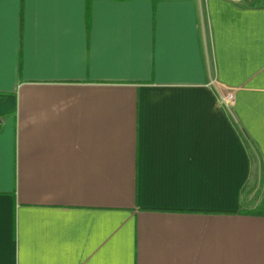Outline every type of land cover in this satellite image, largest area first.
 Instances as JSON below:
<instances>
[{"label":"crops","instance_id":"crops-1","mask_svg":"<svg viewBox=\"0 0 264 264\" xmlns=\"http://www.w3.org/2000/svg\"><path fill=\"white\" fill-rule=\"evenodd\" d=\"M263 178L264 0H0V264H264Z\"/></svg>","mask_w":264,"mask_h":264},{"label":"rangeland","instance_id":"rangeland-1","mask_svg":"<svg viewBox=\"0 0 264 264\" xmlns=\"http://www.w3.org/2000/svg\"><path fill=\"white\" fill-rule=\"evenodd\" d=\"M264 179V178H263ZM256 194H257V198H255L257 201L254 202L253 207V211H258L260 210V206H261V200H264V180L263 182H260L258 184V186H256ZM246 211H249V205L246 206Z\"/></svg>","mask_w":264,"mask_h":264},{"label":"trees","instance_id":"trees-1","mask_svg":"<svg viewBox=\"0 0 264 264\" xmlns=\"http://www.w3.org/2000/svg\"><path fill=\"white\" fill-rule=\"evenodd\" d=\"M252 214H254V215H258V216H263V217H264V207L261 208V209L258 210V211H254V212H252Z\"/></svg>","mask_w":264,"mask_h":264},{"label":"built area","instance_id":"built-area-1","mask_svg":"<svg viewBox=\"0 0 264 264\" xmlns=\"http://www.w3.org/2000/svg\"><path fill=\"white\" fill-rule=\"evenodd\" d=\"M230 99H231V96L228 95V96H226V97L223 98V102L227 105L228 104V101H230Z\"/></svg>","mask_w":264,"mask_h":264}]
</instances>
